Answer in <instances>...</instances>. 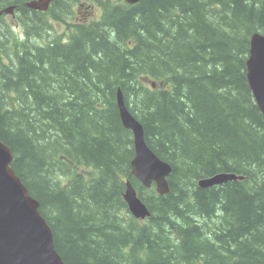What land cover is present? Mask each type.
I'll list each match as a JSON object with an SVG mask.
<instances>
[{"label": "trees", "instance_id": "1", "mask_svg": "<svg viewBox=\"0 0 264 264\" xmlns=\"http://www.w3.org/2000/svg\"><path fill=\"white\" fill-rule=\"evenodd\" d=\"M27 1L0 0V11ZM97 4L99 21L62 34L20 6L27 41L0 16V140L58 253L67 264H264V116L246 66L264 0ZM119 89L172 166L169 194L131 175ZM219 173L245 179L198 186ZM127 180L146 221L128 210Z\"/></svg>", "mask_w": 264, "mask_h": 264}, {"label": "water", "instance_id": "2", "mask_svg": "<svg viewBox=\"0 0 264 264\" xmlns=\"http://www.w3.org/2000/svg\"><path fill=\"white\" fill-rule=\"evenodd\" d=\"M55 0L28 2L32 10L47 11ZM135 5L143 0H125ZM15 7L5 13L13 14ZM247 78L253 97L264 116V35L255 33L250 41V53L246 63ZM120 118L126 129L132 130L135 143V158L132 161V176L144 187L156 183L159 194L170 193L169 177L172 166L160 159L147 145L143 125L126 106L121 90L118 91ZM14 154L0 141V264H66L58 253L53 232L40 213V203L12 168ZM243 180L235 173H219L203 178L198 185L210 188L230 180ZM124 195L132 214L137 219L151 217V212L139 198L131 182L126 184Z\"/></svg>", "mask_w": 264, "mask_h": 264}, {"label": "flooded vegetation", "instance_id": "3", "mask_svg": "<svg viewBox=\"0 0 264 264\" xmlns=\"http://www.w3.org/2000/svg\"><path fill=\"white\" fill-rule=\"evenodd\" d=\"M31 1V0H30ZM62 1L63 0H56L55 2H53V5L51 6V9H50V11L52 10V9H54L55 10V12L57 13V14H60L61 13V11L57 8V3H59V2H61L62 3ZM29 1H27V2H25V3H23L22 5L25 7V6H27V3H28ZM86 4H87V6H86ZM14 6H16V8H15V17H13V18H16L17 16L16 15H18V14H16L18 11L20 12V10H21V7H20V5L17 3V4H15ZM81 8H83V9H85V11H86V15H85V17H84V19H82V20H80L79 22L80 23H85V22H95V17H94V14H93V10H92V8H93V5H91V1L90 0H88V1H86V0H82V3H80V5H79ZM12 6H10V7H8V8H11ZM8 8H6V9H8ZM25 8H27V7H25ZM57 8V9H56ZM66 8H68V9H71L72 11H75L76 12V10H75V8H74V10H73V8L72 7H66ZM5 10V9H4ZM3 10V11H4ZM65 10H67V9H65ZM2 11V12H3ZM32 11H34V10H32ZM36 12V11H35ZM63 12V11H62ZM80 13V12H79ZM4 15V13L2 14V15H0V16H3ZM5 24V23H4ZM6 25V24H5ZM7 26V25H6ZM7 32H9V30L7 29Z\"/></svg>", "mask_w": 264, "mask_h": 264}, {"label": "rangeland", "instance_id": "4", "mask_svg": "<svg viewBox=\"0 0 264 264\" xmlns=\"http://www.w3.org/2000/svg\"><path fill=\"white\" fill-rule=\"evenodd\" d=\"M30 1V0H29ZM115 1H118V0H115ZM19 5L20 6H22L23 7V5H21L20 3H19ZM18 13H19V17H20V19L22 20V22H25V19H24V14H26V12L23 10V9H21L20 10V12L18 11ZM94 14H95V18H97L98 17V14H99V17H100V11H99V13H98V10H97V8H95L94 9ZM39 17H41V18H44V16H42V15H39ZM84 17V14L83 15H81V18H83ZM19 18H18V20H20ZM3 22L8 26L9 24H11L12 26H15L16 27V34H20V33H25L26 31H27V29L26 28H19L18 29V25H17V19H13V17L11 16V15H8V16H5L4 18H3ZM57 32H59V33H64L65 31H66V28H60V27H58L57 26ZM6 33H9V32H6ZM79 171H81V172H92V169L91 168H81ZM199 186V185H198ZM200 187V186H199ZM145 189H147V190H149V189H151V188H145ZM156 192H157V190L155 189V188H153ZM158 193V192H157Z\"/></svg>", "mask_w": 264, "mask_h": 264}, {"label": "bare ground", "instance_id": "5", "mask_svg": "<svg viewBox=\"0 0 264 264\" xmlns=\"http://www.w3.org/2000/svg\"><path fill=\"white\" fill-rule=\"evenodd\" d=\"M28 4V3H27ZM53 5V4H52ZM28 8V7H27ZM9 9V8H8ZM7 9H5L3 12L2 11H0V15H2L3 13H5V11H6ZM147 138V137H146ZM156 184V183H155ZM147 188V187H146ZM157 190V189H156ZM157 192H158V190H157ZM158 194H159V192H158Z\"/></svg>", "mask_w": 264, "mask_h": 264}]
</instances>
